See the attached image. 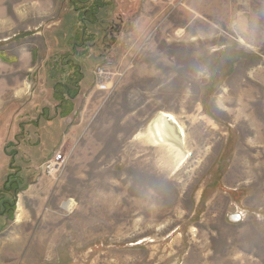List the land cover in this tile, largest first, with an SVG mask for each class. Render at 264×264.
<instances>
[{
    "label": "rangeland",
    "instance_id": "1",
    "mask_svg": "<svg viewBox=\"0 0 264 264\" xmlns=\"http://www.w3.org/2000/svg\"><path fill=\"white\" fill-rule=\"evenodd\" d=\"M71 1L0 0V264H264V0H112L82 31ZM3 52L34 60L19 136ZM164 113L184 159L141 136Z\"/></svg>",
    "mask_w": 264,
    "mask_h": 264
},
{
    "label": "crops",
    "instance_id": "2",
    "mask_svg": "<svg viewBox=\"0 0 264 264\" xmlns=\"http://www.w3.org/2000/svg\"><path fill=\"white\" fill-rule=\"evenodd\" d=\"M5 16L6 12L3 10L2 18ZM4 20H2V28L5 27L6 29L8 24L6 17ZM10 41L12 39L3 41L2 44L5 42V46H9L10 43H14ZM33 61L32 55L24 52H19L13 56H7L5 52L2 53V117H4L5 124L7 118H9L7 125L9 126L10 133L7 136H19L18 134L22 132V120L20 118L25 113L22 108L24 107V101H29L30 97L28 94L32 91L29 89V83L28 87H26L24 82L22 83L19 80V76L22 75V71L24 70L29 73L28 71L33 67ZM24 66L26 67L25 69ZM12 75H14L13 78H8Z\"/></svg>",
    "mask_w": 264,
    "mask_h": 264
},
{
    "label": "trees",
    "instance_id": "3",
    "mask_svg": "<svg viewBox=\"0 0 264 264\" xmlns=\"http://www.w3.org/2000/svg\"><path fill=\"white\" fill-rule=\"evenodd\" d=\"M100 3H102V2H99L98 0H96L93 3H89V0H72L71 1V7L74 9V12L77 13V15L79 17V22L82 24L81 31L84 30L83 28H86L87 24L96 23V21H97L96 15H97V11L99 9L97 7V5H99ZM81 31H79L78 34L75 36V38L73 39V43H75L78 40L82 41L81 43H83V40H86L88 43H91L93 40L89 39L88 37H86V38L84 37V39L82 40L81 35L83 34V36H84L85 32H81ZM77 45L72 44V46L74 47L73 51H75ZM87 48L88 47H85V49H87ZM79 75H81V73H79ZM72 80H73V78L71 77L68 80L69 83L71 82L70 84L69 83H67V85L66 84H58L55 87L54 100L59 103V105L57 106V110H58L59 116L62 119H65L66 117H68V115H70L74 109L73 104L68 102V100L70 99V98H68L70 96V93L72 91H74L73 89H71ZM18 142H20V140ZM5 153H6V155L10 156L12 158V160L14 161V158L16 156L15 151L8 153L6 150ZM13 163L10 166V169H12V170L14 169ZM12 183H15V182H12ZM12 183L10 185V188H8L7 186L5 187L6 190H9V191L11 190V187L13 186ZM17 191H19L17 187L13 188V192L16 193ZM3 207H4V216L10 215V218H12V213L14 211V203L10 204V202L3 201L2 208ZM10 207H12V209H10Z\"/></svg>",
    "mask_w": 264,
    "mask_h": 264
},
{
    "label": "bare ground",
    "instance_id": "4",
    "mask_svg": "<svg viewBox=\"0 0 264 264\" xmlns=\"http://www.w3.org/2000/svg\"><path fill=\"white\" fill-rule=\"evenodd\" d=\"M154 1L156 2L158 0ZM177 123L170 114H158L147 127L144 135L141 134V136L147 138L150 143L155 144L157 147L170 144V147L177 152L178 157L184 159L187 156L183 148L184 140L182 138L184 132ZM20 209L19 207L17 218H20Z\"/></svg>",
    "mask_w": 264,
    "mask_h": 264
},
{
    "label": "built area",
    "instance_id": "5",
    "mask_svg": "<svg viewBox=\"0 0 264 264\" xmlns=\"http://www.w3.org/2000/svg\"><path fill=\"white\" fill-rule=\"evenodd\" d=\"M66 158L61 153H55L47 158L40 166L41 175L49 178H56L61 175L64 169Z\"/></svg>",
    "mask_w": 264,
    "mask_h": 264
},
{
    "label": "flooded vegetation",
    "instance_id": "6",
    "mask_svg": "<svg viewBox=\"0 0 264 264\" xmlns=\"http://www.w3.org/2000/svg\"><path fill=\"white\" fill-rule=\"evenodd\" d=\"M99 2H102V3H100L99 5H97V7L99 8L98 9V11H97V15H96V17H97V21H96V23H93V24H97L98 25V23H101L100 22V20L98 21V15L100 14V12H101V10L103 9V8H105V7H110V6H112V4L110 5V3L112 2V0H98ZM93 3V2H92ZM88 25V24H87ZM96 26V25H95ZM87 27V26H86ZM86 32L88 33V34H91V35H94V34H92V33H89L88 31H87V29H86ZM71 48H74L73 46L71 47ZM81 68V67H80ZM82 75H83V73H82ZM84 77V76H83ZM73 78V77H72ZM74 79V78H73ZM53 80V79H52ZM83 80V79H82ZM81 83H82V81H81ZM58 84H62V82L61 81H57V83H55L54 84V91H55V87H56V85H58ZM78 87L80 88V84L78 85ZM54 93V92H53ZM70 116V115H69Z\"/></svg>",
    "mask_w": 264,
    "mask_h": 264
},
{
    "label": "water",
    "instance_id": "7",
    "mask_svg": "<svg viewBox=\"0 0 264 264\" xmlns=\"http://www.w3.org/2000/svg\"><path fill=\"white\" fill-rule=\"evenodd\" d=\"M237 215H239V219H233L235 223H236V222H239V221L242 219V216H241L240 214H236V215H234L233 217H235V216H237Z\"/></svg>",
    "mask_w": 264,
    "mask_h": 264
},
{
    "label": "snow or ice",
    "instance_id": "8",
    "mask_svg": "<svg viewBox=\"0 0 264 264\" xmlns=\"http://www.w3.org/2000/svg\"><path fill=\"white\" fill-rule=\"evenodd\" d=\"M233 219H239V215H237V216L233 217Z\"/></svg>",
    "mask_w": 264,
    "mask_h": 264
}]
</instances>
